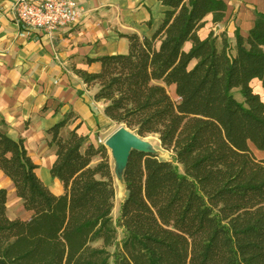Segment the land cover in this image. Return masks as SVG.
I'll return each instance as SVG.
<instances>
[{
  "label": "trees",
  "instance_id": "trees-1",
  "mask_svg": "<svg viewBox=\"0 0 264 264\" xmlns=\"http://www.w3.org/2000/svg\"><path fill=\"white\" fill-rule=\"evenodd\" d=\"M160 2L162 21L143 44L150 78L162 84L119 123L140 137L156 134L170 158L130 152L113 220L114 177L103 144L84 146L75 130L62 137L66 118L47 129L55 147L49 174L63 187L52 200L22 140L0 135L25 186L49 204L10 219L0 187V264H264V159L249 147L264 151V102L251 86L257 79L264 87V13L246 34L235 30L232 52L224 33L198 35L208 14L214 24L224 18L223 0Z\"/></svg>",
  "mask_w": 264,
  "mask_h": 264
},
{
  "label": "crops",
  "instance_id": "crops-1",
  "mask_svg": "<svg viewBox=\"0 0 264 264\" xmlns=\"http://www.w3.org/2000/svg\"><path fill=\"white\" fill-rule=\"evenodd\" d=\"M15 1L0 0V135L14 142L22 140L44 192L53 200L63 187L49 174L55 147L48 144L51 136L47 129L66 118L60 129L62 137L75 130L86 137L84 146L104 143L115 130L112 102L106 93L110 78L115 77L125 94L144 90L142 98L162 84L150 78L143 37L152 35L167 7L160 0H76L84 11L80 21L44 31L17 22L12 10ZM223 1L224 18L214 24L208 14L198 35L224 33L234 52L235 30L246 34L255 14L264 13V0ZM189 47L190 42L183 46L185 50ZM167 90L170 94L174 86ZM99 159L96 156L91 163ZM22 172L12 148L0 136V187L7 191L10 219H27L49 208L46 202L35 211L32 204L40 199L24 195Z\"/></svg>",
  "mask_w": 264,
  "mask_h": 264
},
{
  "label": "rangeland",
  "instance_id": "rangeland-1",
  "mask_svg": "<svg viewBox=\"0 0 264 264\" xmlns=\"http://www.w3.org/2000/svg\"><path fill=\"white\" fill-rule=\"evenodd\" d=\"M139 72L141 73L142 71H139ZM110 79L112 80V83L110 84V89H108L106 93L109 95V98H111L112 108H113L112 111L114 114L112 117L113 120L111 123L112 129H116L119 126H123L121 123H119V119L123 115V113L125 111H128L129 109L135 108L139 104H141L149 91H147L145 93L143 98H142V96H143L144 90H140V89H134L130 93L125 94L118 87V85L115 83V81H116L115 77L110 78ZM251 86L255 92L259 93L261 100L264 102V90H262V89H264V87L258 83L257 79H253L251 81ZM233 94L236 97V99H238L239 101L242 100V96L237 90H233ZM172 98H173V100H177V98L175 96H172ZM143 139L146 142H148L149 149L151 151H153L159 158H164V159L170 158V152L166 151L160 147L158 136L156 134H148V135L144 136ZM103 145H104V143H103ZM249 147H250V149H251V151H252V153L256 159H264V151L263 150H258L257 148H255L251 144L249 145ZM106 149H107V153L109 156V163L111 165L112 173H113V177H114L115 197H114V207L112 209V218H113V220H115L116 217L118 216L119 204H120L121 200L123 199V190L125 191V188H124L123 183L121 181H119L114 174V160L110 154L109 149L107 147H106ZM178 170L180 172L182 171V168L180 165L178 166ZM25 188L27 190L26 189L24 190V188H23V193L29 199V194H31V193L27 187H25ZM34 196L37 199H40L39 203H33L32 204V207H34L35 211H37V210H39L45 206L46 201L43 200L44 198H42L41 196H38V195H34ZM13 204H15V203H13ZM10 205H11V202H10ZM121 236H122L121 230L118 229L117 239L119 240L121 238ZM98 244L99 243L97 242L94 245H98ZM113 249H114L113 247H108V250L110 253L113 251ZM110 264H112L111 259H110Z\"/></svg>",
  "mask_w": 264,
  "mask_h": 264
},
{
  "label": "built area",
  "instance_id": "built-area-1",
  "mask_svg": "<svg viewBox=\"0 0 264 264\" xmlns=\"http://www.w3.org/2000/svg\"><path fill=\"white\" fill-rule=\"evenodd\" d=\"M12 10L23 26L44 31L74 25L84 13L76 0H16Z\"/></svg>",
  "mask_w": 264,
  "mask_h": 264
},
{
  "label": "water",
  "instance_id": "water-1",
  "mask_svg": "<svg viewBox=\"0 0 264 264\" xmlns=\"http://www.w3.org/2000/svg\"><path fill=\"white\" fill-rule=\"evenodd\" d=\"M104 146L110 151L114 160V174L124 185L122 174L132 150L149 152V144L143 137H140L125 126L116 128L105 140ZM118 171L120 172L118 174ZM119 175V176H118Z\"/></svg>",
  "mask_w": 264,
  "mask_h": 264
},
{
  "label": "bare ground",
  "instance_id": "bare-ground-1",
  "mask_svg": "<svg viewBox=\"0 0 264 264\" xmlns=\"http://www.w3.org/2000/svg\"><path fill=\"white\" fill-rule=\"evenodd\" d=\"M170 95H172V96H175V97H176V95H175L174 91H172V90H171V92H170ZM172 96H171V97H172ZM119 173H120V172L118 171V174H119ZM118 176H119V175H118Z\"/></svg>",
  "mask_w": 264,
  "mask_h": 264
}]
</instances>
